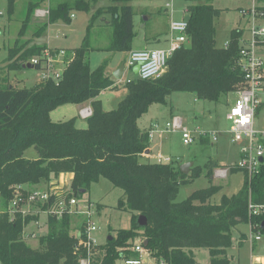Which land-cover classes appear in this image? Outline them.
I'll use <instances>...</instances> for the list:
<instances>
[{"label":"trees","instance_id":"1","mask_svg":"<svg viewBox=\"0 0 264 264\" xmlns=\"http://www.w3.org/2000/svg\"><path fill=\"white\" fill-rule=\"evenodd\" d=\"M43 2L46 0H31L27 4L18 38L8 49L9 70L27 68L31 58L41 55L46 48L21 41ZM48 2L49 17L36 27V38L57 20L71 21L72 10L92 9L90 0ZM256 3L257 9L264 11V0ZM8 13H14V0H9ZM103 13L111 15L113 26L107 49L130 52L136 36L133 6L123 3L99 8L92 15L90 26ZM220 14L221 9L211 0L191 4L188 46L172 54L161 78L137 77L127 81L128 94L114 110L103 109L100 94L117 89L120 84L108 75V61L91 68L88 41L66 52L64 58L69 65L60 80L44 78L32 88H17L0 77V264H80L81 257L89 251L91 264H124L127 259L142 256L134 249L138 243L156 263L163 260L167 264H199L194 249L207 248L211 257L207 264H232L228 249L234 245L232 231L238 224H249L251 232L264 239V214L250 215V204L264 205V158L259 172L251 177L232 165L231 172L244 173L243 186L231 196L223 195L219 203L212 201L222 189L212 181L214 164L194 165L184 173L174 161L144 159L150 149L151 134L140 128L138 120L151 105L166 103L167 97L176 91L192 92L199 99L218 102L245 85L238 65L244 30L233 29L228 45L219 47L215 22ZM256 44L264 46V39ZM88 101L92 113L87 118V128H78L75 118L56 122L50 116L59 105ZM200 140L207 142L206 138ZM29 148L36 150V159L25 156ZM62 173L73 174L70 189L78 197L102 178L121 188L123 195L117 207L131 213L130 228H120L112 239L88 249L81 243L87 239L85 230L77 236L68 213L61 217L52 213L56 201L53 195L41 206L49 214L47 230L38 236L40 245L28 244L25 229L38 217L20 211L12 213L8 206L15 187L48 184ZM202 175L209 179V186L177 201L180 187ZM140 215L147 218L145 226L138 224Z\"/></svg>","mask_w":264,"mask_h":264},{"label":"rangeland","instance_id":"2","mask_svg":"<svg viewBox=\"0 0 264 264\" xmlns=\"http://www.w3.org/2000/svg\"><path fill=\"white\" fill-rule=\"evenodd\" d=\"M31 0H14V13H8L9 0H0V77L6 78L8 82L17 88H32L41 79H44V70L41 68L27 67L20 70H9L7 68L6 60H3L8 55V49L13 47L18 33L22 27L23 18L27 4ZM72 1V0H70ZM92 9L90 11L72 10L74 17L71 21L57 20L48 25L45 33L39 37L34 36V31L37 26L47 21V17H35L32 24L27 29L21 41H29V45L34 43L42 45L48 43L49 47H58L59 49L70 51L77 49L84 45L87 41L91 48L89 53L90 66L95 69L104 61L109 62V67L114 73L118 70L130 56L129 51H110L107 45L111 42L113 35V26L105 23V19L111 20V15L103 13L101 17L96 19L92 26H90V19L94 12L102 7H107L113 4H130L133 6L134 15V31L136 36L132 41V50L141 47L145 44V35L150 36L156 28L161 32L159 39L165 42L166 18L172 14L175 19L182 20L185 16V9L187 6L194 3H201L204 0H90ZM212 4L221 9L219 18L216 19L215 27L217 32V45L223 47L229 41L230 33L235 28L244 30V35L240 40L243 44L250 43V22L247 17H243L241 10H249L254 5V0H211ZM37 9H49V2H43L41 7ZM36 9V10H37ZM151 12V13H150ZM173 12V13H172ZM150 13V14H149ZM147 15L151 18L147 20ZM168 15V16H167ZM39 17V16H37ZM45 18V20H43ZM264 22V18L260 19ZM90 26V27H89ZM157 42L150 43V46H156ZM33 43V44H32ZM248 43V44H249ZM161 44V45H163ZM168 46V44H167ZM188 46V44H187ZM57 50V49H56ZM256 56L262 59L264 63V46L256 47ZM50 76H53V71H47ZM137 77V73L133 69L126 68V72L122 80H119V87L117 89H108L106 94L100 97L103 100V109L106 111L117 108L119 101L125 98L128 94V88L125 86L127 81H131ZM237 99V93L232 92L227 96L222 97L218 102L211 100L199 99L192 92L176 91L169 95L166 103H156L150 106L147 113H145L139 120V126L143 129H149L153 122L158 121L159 130L162 132L155 133L151 138V162H163L167 157L170 161L176 164L191 163L192 166L205 164H214L215 166L229 168L234 165L239 159V150L242 142L232 143L229 128L231 123L227 119V114L230 107L233 106ZM79 106L76 104H62L52 109L50 112L51 118L56 121H67L76 119V126L78 128H87V120L82 119ZM174 113L179 115L183 120L184 125L194 133L195 141L191 144L183 142L182 133L179 130H167V122H170V115ZM84 118V117H83ZM172 120V119H171ZM257 128L264 129V108L259 110V120L256 123ZM198 129L205 131H220L218 133V140H214L212 136H207V142H201ZM224 130V131H223ZM226 130V131H225ZM222 131V132H221ZM27 158L36 159L38 154L34 148H29L25 152ZM190 167V168H191ZM207 171V168L205 169ZM214 173V168H213ZM215 183L222 186V189L217 193L212 201L219 203L223 195L231 196L237 193L244 182V173L242 171L229 172L227 178H215ZM213 181V180H212ZM70 174L65 173L58 178H53L46 183L39 185L16 186L14 198L17 204H9V208L13 211L22 212L23 215L30 214L38 217L37 220L32 221L25 229V238L28 244L33 247H38L39 237L38 233L47 230V221L49 210L42 209L43 202H32L29 199V194L35 190H51L58 188L61 196L71 195L73 192L70 189ZM209 179L202 175L196 178L193 182L184 184L180 187L177 201L186 199L195 190L209 186ZM61 187H59V186ZM123 195V190L114 187L110 181L102 178L98 183H94L90 191L84 193L83 199L90 200L96 205V212L93 220L98 225L99 229L93 232V237L98 244H103L107 240L108 235H115L120 228H130L131 213L124 212L118 209V200ZM1 203V202H0ZM40 203V204H38ZM97 207H100L99 209ZM84 210L69 213L72 221L73 233L83 226L81 223L86 218ZM13 218L15 217L12 214ZM251 227L247 223L238 224L232 231L234 246L228 249V254L232 258L233 264H251L253 247L250 242ZM246 234L248 239L243 245L237 242L241 235ZM255 235V234H254ZM263 239V238H262ZM255 252L264 254V239L258 242ZM144 258H148L149 263H153L151 257L144 254ZM233 256V257H232ZM143 258V259H144ZM195 258L199 264H206L210 261V254L207 248H199L195 251ZM145 260V259H144ZM155 264V263H154Z\"/></svg>","mask_w":264,"mask_h":264},{"label":"built area","instance_id":"3","mask_svg":"<svg viewBox=\"0 0 264 264\" xmlns=\"http://www.w3.org/2000/svg\"><path fill=\"white\" fill-rule=\"evenodd\" d=\"M258 5L256 1L249 10H241L243 17H247L250 22L251 41L248 44H243L240 51V58L238 65L244 73L245 85L237 91V99L227 114L231 126L229 128V134L231 135V142H242L239 150V159L234 164L236 167L247 171L251 177L253 174L259 172L261 165L260 158H264V129L257 128L256 123L259 117V110L264 107V63L262 59L256 56V42L260 39H264V22L260 19L264 18V11L257 9ZM36 15L39 17H49V9H37ZM0 15L2 12L0 11ZM74 17V15H71ZM189 43L188 37V21L172 20L170 22L169 44L163 48H143L139 50H133L130 52L128 58V66L134 67L136 64H140L137 72L138 77L145 80H155L161 78L167 69V61L172 54L186 46ZM228 42L226 43V46ZM66 50L53 49L46 47L42 50L41 55L34 56L29 61L33 66H40L44 72V78H52L54 80H60L63 77V73L69 62L65 60L64 56ZM53 71V76H50L47 71ZM92 110L85 108L82 111L83 117H89ZM167 130H179L182 133L183 142L185 144H191L195 141V135L185 125L183 120L179 116H175L166 123ZM156 129L158 125L156 124ZM220 131H205L198 129L199 138H206L212 136L214 140H218V133ZM167 162L170 158H166ZM229 168L219 167L214 171L215 178H227L230 172ZM59 186V185H58ZM60 187V186H59ZM61 188V187H60ZM61 192L58 188L51 190H35L29 194V199L32 202H47L50 197L55 195L56 201L53 205L52 213L61 217L63 214H69L72 212L84 210L86 218L81 222V229H77L75 233L77 236L82 235V231L85 230L87 239L81 241L88 249L91 246L97 245L96 239L93 237V232L99 229L96 222L93 220L96 212L95 203L90 200H84L83 196L78 197L74 194L68 196H61ZM13 200L14 205L17 204L16 198ZM264 214V205L255 206L250 204V215ZM256 239H261L260 234L254 236ZM135 251L141 253H147L141 244H136ZM91 253L88 252L87 256L81 257L80 264H91ZM149 256H151L149 254ZM144 260L142 256L140 258L127 259L124 264H143ZM156 264H167L161 260ZM253 264H259L253 262Z\"/></svg>","mask_w":264,"mask_h":264},{"label":"crops","instance_id":"4","mask_svg":"<svg viewBox=\"0 0 264 264\" xmlns=\"http://www.w3.org/2000/svg\"><path fill=\"white\" fill-rule=\"evenodd\" d=\"M254 1H256V0H254ZM117 4V3H116ZM195 4V3H194ZM258 5V4H257ZM190 6V5H189ZM189 6H187V8L185 9V16H183V18L182 19H185V17L186 16H188V7ZM41 7V6H40ZM151 13V12H150ZM149 13V14H150ZM173 13V12H172ZM103 15V14H102ZM101 15V16H102ZM2 16V15H1ZM36 16V18H40V17H37V15H35ZM100 16V17H101ZM168 16V15H167ZM72 17V16H71ZM73 18V17H72ZM151 18V15H147V20L148 19H150ZM47 19H48V17H47ZM173 19H175V17H174V15H172V14H170L167 18H166V24H165V30H164V34L166 35V39H165V42H164V44H163V42L159 39V35L161 34V32L158 30V28H156L155 29V31L153 32V33H150L151 35L150 36H148V35H145V37H144V39H145V44H143L141 47H139V48H137V49H134V50H139V49H143V48H165V47H167V44H169V33H170V22L173 20ZM43 20H45V18L43 19ZM110 22H111V20H107V19H105V23H107V24H110ZM155 41H159V42H157V45L156 46H150V43H155ZM33 44V43H32ZM34 44H36V43H34ZM161 44H163V45H161ZM39 45V44H38ZM42 45H45L46 47H49L48 45V43H44V44H42ZM109 45V44H108ZM108 45L106 46V47H108ZM261 47V46H260ZM51 48V47H50ZM53 49H59L58 47H52ZM59 50H61V49H59ZM73 50H75V49H73ZM73 50H70V51H73ZM69 51V50H68ZM131 51H133V50H131ZM130 51V52H131ZM3 60H6V57L3 59ZM128 57L125 59V61L124 62H122V63H124L125 64V70H124V72H123V75H122V78L124 77V75H125V72H126V68L128 67V68H130V69H133L134 67H129L128 66ZM117 71V70H116ZM115 71V72H116ZM133 71H134V69H133ZM114 72V73H115ZM107 73H108V75H110L111 76V78H113L114 80H116L117 82H119V80H122V78L121 79H117L115 76H114V73L112 72V70H111V68L108 66V69H107ZM137 77H138V74H137ZM136 77V78H137ZM106 91L107 90H105V91H103L101 94H100V97L101 96H103L104 94H106ZM237 93V92H236ZM76 105H78L79 106V110H80V113H82V111H83V109H85V108H89L90 110H91V101H88V102H85V103H82V104H76ZM102 106H103V100H102ZM152 106V105H151ZM264 108V107H263ZM175 116H179V115H176V114H174V113H171V115H170V120L173 118V117H175ZM180 117V116H179ZM87 118L88 117H82V119H85V120H87ZM258 120H259V117H258ZM158 121H156V122H153L152 124H151V126L149 127V129H143V128H141V129H143V130H149L150 131V134H151V138H153V136H154V134L155 133H158V132H160V133H162L160 130H159V128H157L156 129V124L159 126V123H157ZM139 124V123H138ZM224 131V130H223ZM226 131V130H225ZM222 132V131H221ZM151 152H152V149H151V143H150V149H149V152L148 153H145L144 154V159H146V160H149L150 161V157H151ZM167 158H169V157H167ZM155 162V161H154ZM157 162H159V161H157ZM162 162V161H161ZM163 162H167V160H165V161H163ZM218 167L217 166H215L214 167V171L217 169ZM63 174H65V173H62V174H60L59 175V177L61 176V175H63ZM68 174H70V181L72 180V178H73V174L72 173H68ZM212 178H213V174H212ZM213 183L214 184H216L215 183V179L213 178ZM43 232H40V233H38L37 235H40V234H42ZM109 236V235H108ZM255 235L251 232L250 233V242H251V244H252V247H253V254H252V263L251 264H253V262H257V263H259V264H264V254H262L261 252L259 253V252H255V247L256 246H263V245H258V242L259 241H262L263 239L261 238V239H256L255 237H254ZM108 238V237H107ZM248 239V236L246 235V236H243V234L241 235V238H240V240H238V244L239 245H243L244 243H245V241ZM98 244V243H97ZM100 245H101V243H100ZM234 246V245H233ZM197 249H199V248H197ZM195 251H196V249H194V255H195ZM144 254H146V253H143L142 254V259L144 258ZM210 254V253H209ZM149 256V255H148ZM228 256H229V254H228ZM149 257H151V256H149ZM230 257V256H229ZM233 257V256H232ZM152 258V260L150 259V261H153V263H149V264H156V260L153 258V257H151ZM145 259V260H144ZM143 260H144V263L143 264H147V262H148V258H144ZM196 259V258H195ZM210 259H211V257H210ZM230 259H231V261H232V258L230 257ZM210 262V261H209ZM199 263V262H198ZM207 264V263H206ZM233 264V263H232Z\"/></svg>","mask_w":264,"mask_h":264},{"label":"water","instance_id":"5","mask_svg":"<svg viewBox=\"0 0 264 264\" xmlns=\"http://www.w3.org/2000/svg\"><path fill=\"white\" fill-rule=\"evenodd\" d=\"M185 19H186L187 21H189L190 17H189V16H186ZM27 67L30 68V67H33V65L28 64ZM139 67H140V64H139V63L136 64V65L134 66L133 69H134V72H135V73L138 72ZM124 70H125V64L122 63L121 66H120V68L114 73V76H115L118 80L121 79ZM148 152H149V149L146 151V153H148ZM260 160L262 161L263 158H260ZM191 165H192L191 163L183 164V165H181V170H182L184 173H188L189 170H190ZM138 224H139L140 226H145V225L147 224V218H146L144 215H140L139 218H138ZM44 234H45V232L42 233V235H44ZM38 236H39V235H38ZM108 239H112V235H109V236H108ZM146 244H147V241L144 242V245H146Z\"/></svg>","mask_w":264,"mask_h":264}]
</instances>
